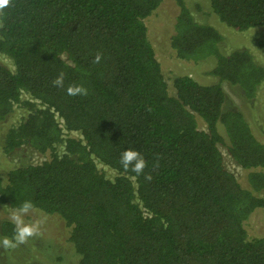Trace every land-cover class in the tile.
I'll return each mask as SVG.
<instances>
[{
	"label": "trees",
	"instance_id": "obj_1",
	"mask_svg": "<svg viewBox=\"0 0 264 264\" xmlns=\"http://www.w3.org/2000/svg\"><path fill=\"white\" fill-rule=\"evenodd\" d=\"M162 1L10 0L0 11V53L13 64H0V121L15 105L26 109L1 149L49 154L0 177V204L17 210L30 200L57 216L78 264H264V235L250 237L245 228L264 209V142L239 108L224 106L220 84L251 99L264 63L247 48L222 51L219 30L174 0L170 48L181 60L213 57L209 74L218 82L181 74L170 93L145 23ZM208 2L235 30L264 26V0ZM61 71L63 88L52 84ZM72 84L88 95H67ZM221 146L247 170V186L225 167ZM128 148L143 155L151 181L123 170ZM0 232L11 238L14 225L4 220Z\"/></svg>",
	"mask_w": 264,
	"mask_h": 264
},
{
	"label": "rangeland",
	"instance_id": "obj_2",
	"mask_svg": "<svg viewBox=\"0 0 264 264\" xmlns=\"http://www.w3.org/2000/svg\"><path fill=\"white\" fill-rule=\"evenodd\" d=\"M192 16L200 21L207 22L216 27L222 35L220 49L228 52L235 48H247L258 63H264V26H254L244 31L235 30L223 22L211 11L208 0H185ZM178 6L174 0H163L157 9L145 19L149 39L160 62L161 70L168 84V90L173 93L172 80L175 76L186 74L202 84L218 82V79L209 74L214 64L213 57L197 62L176 58L169 45V36L172 33L174 17ZM0 64L13 69L11 59L0 53ZM225 94L224 106L239 108L247 119L255 136L264 142V82L259 85L255 96L246 99L241 91L226 81L220 82ZM23 98L29 97L23 94ZM26 115V109L15 105L12 112L0 121V177L4 178L6 172L18 165L36 163L49 157L48 152L39 153L29 146H22L10 155L3 153L1 146L3 136L9 126L17 123ZM199 126L204 127L199 121ZM66 135L78 136L76 132L64 131ZM225 167L232 171L243 186H247V170L237 165L228 155L224 147H220ZM59 153L63 146L58 145ZM100 171L108 178H113L116 172L107 165L96 161ZM264 195V192H261ZM16 209L0 204V225L9 220L10 214ZM26 222L41 223L40 235L29 239L27 244L14 249L0 248V264H78V255L72 243L68 240L69 227L57 216L45 214L33 209L26 217ZM247 234L250 237L264 235V209H256L245 222ZM4 237L0 232V240ZM10 238V237H9Z\"/></svg>",
	"mask_w": 264,
	"mask_h": 264
},
{
	"label": "clouds",
	"instance_id": "obj_3",
	"mask_svg": "<svg viewBox=\"0 0 264 264\" xmlns=\"http://www.w3.org/2000/svg\"><path fill=\"white\" fill-rule=\"evenodd\" d=\"M10 5V0H0V11H3ZM0 23V27H2ZM102 59V53H97L93 59V63H99ZM65 81V73L61 71L52 81L56 87L63 88ZM69 96H87L88 89L80 84L69 85L66 89ZM120 164L124 171L131 170L137 176L143 174L145 180L151 181L152 175L145 173L147 161L143 155L132 148L125 149L120 156ZM34 209V204L30 200H25L20 207L13 211L9 220L14 225V232L11 238L4 237L0 240V248L14 249L20 245L27 244L30 238L40 235L41 223L39 221L28 223L25 217Z\"/></svg>",
	"mask_w": 264,
	"mask_h": 264
}]
</instances>
